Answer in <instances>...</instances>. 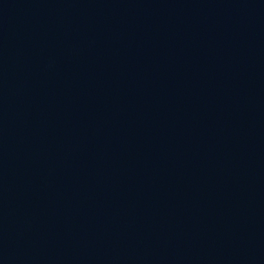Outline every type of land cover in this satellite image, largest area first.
I'll return each instance as SVG.
<instances>
[{"label": "water", "instance_id": "1", "mask_svg": "<svg viewBox=\"0 0 264 264\" xmlns=\"http://www.w3.org/2000/svg\"><path fill=\"white\" fill-rule=\"evenodd\" d=\"M0 264H264V0H0Z\"/></svg>", "mask_w": 264, "mask_h": 264}]
</instances>
